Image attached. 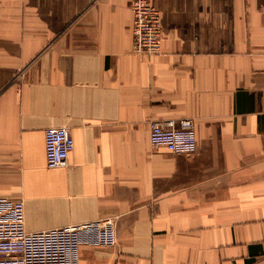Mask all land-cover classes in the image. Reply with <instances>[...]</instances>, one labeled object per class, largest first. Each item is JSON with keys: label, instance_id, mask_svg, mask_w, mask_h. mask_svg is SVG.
I'll list each match as a JSON object with an SVG mask.
<instances>
[{"label": "crops", "instance_id": "1", "mask_svg": "<svg viewBox=\"0 0 264 264\" xmlns=\"http://www.w3.org/2000/svg\"><path fill=\"white\" fill-rule=\"evenodd\" d=\"M133 1L0 0V220L21 200L27 232L90 225L34 264H264V0H149L151 57ZM182 119L193 155L150 144ZM51 127L74 139L66 167L46 166Z\"/></svg>", "mask_w": 264, "mask_h": 264}, {"label": "built area", "instance_id": "2", "mask_svg": "<svg viewBox=\"0 0 264 264\" xmlns=\"http://www.w3.org/2000/svg\"><path fill=\"white\" fill-rule=\"evenodd\" d=\"M132 51L154 56L161 52V15L149 0H134ZM149 141L153 147L164 148L175 155H193L197 149L194 121L182 119L150 124ZM74 150V139L68 128L51 127L45 131V160L49 169L66 167ZM113 220L99 224L97 240L103 246L116 242ZM90 225H68L60 228L27 232L24 228V204L15 201L10 217L0 220V264H34L75 253L81 243V233Z\"/></svg>", "mask_w": 264, "mask_h": 264}]
</instances>
